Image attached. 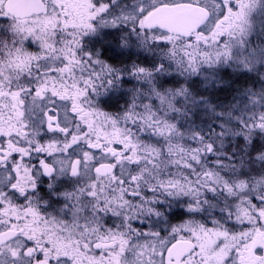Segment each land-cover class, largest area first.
I'll return each instance as SVG.
<instances>
[{
  "label": "snow or ice",
  "instance_id": "6c2138e0",
  "mask_svg": "<svg viewBox=\"0 0 264 264\" xmlns=\"http://www.w3.org/2000/svg\"><path fill=\"white\" fill-rule=\"evenodd\" d=\"M0 264H264V0H0Z\"/></svg>",
  "mask_w": 264,
  "mask_h": 264
}]
</instances>
